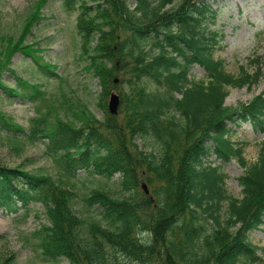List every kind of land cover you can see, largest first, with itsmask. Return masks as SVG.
<instances>
[{
	"label": "trees",
	"instance_id": "obj_1",
	"mask_svg": "<svg viewBox=\"0 0 264 264\" xmlns=\"http://www.w3.org/2000/svg\"><path fill=\"white\" fill-rule=\"evenodd\" d=\"M62 4L77 12L80 53L98 78L101 97L115 93L119 107L113 112L105 106L101 120L87 111L78 116L81 125L48 121L40 113L31 118L26 138H47L46 152L62 176L75 177L79 169L107 178L119 173L120 187L115 195L83 189L79 209L77 191L61 179L0 165V208L23 209L25 218L31 201L42 204L47 222L33 234L42 258L54 264H264L248 235L264 223V142L249 161L243 155L247 142L231 139L245 122L264 131V92L224 104L230 87L260 80L261 55L247 57L252 69L225 68L224 59L214 55L220 30L208 22L217 12L208 0ZM32 22L31 15L20 38ZM22 42L9 45L5 61L20 48L33 58L27 63L32 77L12 69L16 82L8 84L0 76V97L39 103L47 92L39 79L59 75L55 65L36 58L32 43ZM195 64L204 71L201 77L191 76ZM0 130L13 138L25 132L1 109ZM138 138H149L150 149ZM211 154L221 161L234 158L243 167L240 196L226 190L227 174L211 163ZM11 261L9 255L0 264Z\"/></svg>",
	"mask_w": 264,
	"mask_h": 264
},
{
	"label": "rangeland",
	"instance_id": "obj_2",
	"mask_svg": "<svg viewBox=\"0 0 264 264\" xmlns=\"http://www.w3.org/2000/svg\"><path fill=\"white\" fill-rule=\"evenodd\" d=\"M208 2L217 9L214 21L208 22L211 27L213 25L215 29L220 30L214 55L224 59L225 68L230 72H237L240 65H247V57L255 54L262 57L263 74L256 84L228 89L224 104L234 106L247 101L257 92H264V0ZM34 14L38 17L37 20ZM31 15L32 21L35 22H32L30 32L20 38L23 26ZM76 15L77 12L68 10L62 0H0V63L7 62L0 68L2 81L8 84L16 82L12 69L23 78L32 77V68L27 63L33 61V58L25 56L20 48L8 55V60L5 61L7 48L18 39L23 40L22 44L32 43L36 58L55 65L53 69L59 75L39 79L47 91L39 103L30 102L18 95L0 97V109L23 126L25 131L24 134L16 136L22 137L19 142L15 136L8 137L5 130H0V165L23 167L49 175L53 180L61 179L63 186L72 187L77 191L75 202L80 209V192L83 189L98 187L115 195L120 187V174L115 173L107 178L79 169L75 177L67 178L62 176V170L56 161L46 152V137L39 136L34 140L26 138L31 118L40 113L44 114L48 121L61 118L73 125H81L83 122L78 118L79 115L91 111L101 120L106 112L105 106L110 110L108 102L113 93L103 99L98 78L85 68L86 61L80 53V38L75 27ZM190 73L193 77H201L204 71L201 66L195 64ZM1 90L0 88V92ZM118 107L119 98L116 111ZM231 139L247 142L243 155L251 161L256 158L258 149L264 142V131L245 122L235 128ZM136 141L140 145L145 143L143 149H150V144H146L150 141L149 138H138ZM15 142H19V150L14 146ZM209 160L213 164H219V169L227 174L224 181L226 190L240 196L238 176L243 172V167L238 161L234 158L221 161L214 154L210 155ZM142 182L144 181H140V184ZM29 208V214L25 218L21 217L23 209L11 213L0 208V259L11 255V264H54L42 258L37 238L33 234L35 229L47 222L43 206L38 201H31ZM248 235L257 245L258 253L264 258V223L250 230ZM61 263L65 264L66 260ZM129 263L140 264L137 260H131Z\"/></svg>",
	"mask_w": 264,
	"mask_h": 264
},
{
	"label": "water",
	"instance_id": "obj_3",
	"mask_svg": "<svg viewBox=\"0 0 264 264\" xmlns=\"http://www.w3.org/2000/svg\"><path fill=\"white\" fill-rule=\"evenodd\" d=\"M108 103H109V108H110V110H111V111H115V107H116V105H117V103H118V96H117L115 93L111 94V97H110ZM142 187H143V188L145 189V191L147 192V187H146L145 183H142Z\"/></svg>",
	"mask_w": 264,
	"mask_h": 264
}]
</instances>
